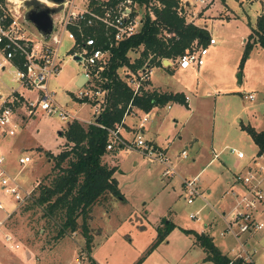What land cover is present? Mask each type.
I'll use <instances>...</instances> for the list:
<instances>
[{
	"label": "rangeland",
	"instance_id": "obj_1",
	"mask_svg": "<svg viewBox=\"0 0 264 264\" xmlns=\"http://www.w3.org/2000/svg\"><path fill=\"white\" fill-rule=\"evenodd\" d=\"M182 4L186 8L183 9L186 22L206 27L208 37L211 36L216 45L209 49L200 70L175 69L172 72L153 66L150 76L153 85L164 92L183 93L190 103L189 106L170 103L169 111L166 107L160 110V119L151 121L148 117L146 139L153 138L155 143L167 149L165 155L175 167L173 178L176 183L182 178L199 175L198 187L202 196L187 205L185 193L179 191L174 181L168 184L162 179L161 165L152 164L133 151L119 154L118 162L113 157L118 151L107 153L103 162L119 166L115 178L125 201L111 198L94 207V215L93 209L88 222L92 242L87 248L80 231L55 242L54 234L42 233L43 223L39 222L38 215L20 212L27 201L17 204L0 188L3 206L0 222L11 214L0 229V264H213L204 262L205 253L194 245L192 232L195 231L198 234L205 231L227 257H233L241 243L252 254L254 264H264V228L253 234H241L237 240L230 234L221 236L225 224L218 215L222 212L219 208L222 204L227 214L236 202L230 192L238 193L241 186L233 174L245 175L257 169L251 166L250 160L258 149L242 126L264 131V49L254 47L242 67L241 59L243 39H247L250 27L264 13V0H226L225 4L219 0H204L203 4L199 0H182ZM224 6L231 16L229 21L223 18ZM29 30L34 33L31 27ZM71 46L67 39L62 41V71L57 81H50L49 89L54 91V100L59 107L72 113L77 111L83 120H91V106L84 104L79 110L80 106L74 100L79 91L76 81L83 68L70 57ZM140 53L141 49L130 53V61L134 62ZM5 67L0 71L1 99L19 86L14 81L13 69L7 64ZM129 72L123 68L118 74L126 82L127 78H132ZM248 95L253 99H248ZM33 98L34 94H30L29 99ZM66 125L57 113L48 115L39 111L36 117L21 124L15 137L0 139V148H3L0 155L5 158L3 169L24 193H30L51 171L54 164L46 152L54 155L64 150V138L58 133ZM140 132L147 141L143 130ZM195 138L196 144L190 146ZM185 147H188L187 159L183 160L180 154ZM212 150L216 154L213 155ZM232 150L242 152L245 159L238 160ZM215 155L216 159L213 158ZM24 156L30 157L31 161L20 166L18 160ZM261 163L264 166V162ZM261 175L264 192V172ZM216 178L219 184L213 187L215 192L207 200L206 190ZM190 214H196L197 219H190ZM163 218L176 226L166 240L148 254ZM259 221L264 223V213ZM185 231L191 232L190 235ZM4 235H11L19 249H10L3 240Z\"/></svg>",
	"mask_w": 264,
	"mask_h": 264
},
{
	"label": "built area",
	"instance_id": "obj_2",
	"mask_svg": "<svg viewBox=\"0 0 264 264\" xmlns=\"http://www.w3.org/2000/svg\"><path fill=\"white\" fill-rule=\"evenodd\" d=\"M25 1L0 0V57L2 58L0 71H4L7 64L13 69L14 81L19 84L16 89L10 90L5 99H1L0 96V139L15 137L21 124L26 119L36 117L39 111L47 112L48 115L57 113L60 120L66 124L73 121L80 124H94L106 101L107 91L102 88L105 81L102 74L108 65L111 50L120 42L137 35L145 17L148 15L150 19L154 18L151 7L160 8L159 2L154 0L150 7H146L140 6L135 0H63L60 4L39 0L44 5V10H56V13L51 15V32L43 35L25 18L27 13V10L23 9ZM199 2L203 4L204 0ZM183 9H186L185 4L183 6L182 0H178L177 13L180 17H185ZM29 27L34 33H31ZM166 37L170 35L166 34ZM64 39L72 43L70 57L83 68L81 76L84 83L78 88L74 100L91 106L92 119L88 122H83L71 112L59 107L54 100V92L49 89L50 81L57 78L62 71L60 46ZM215 44L216 41L211 37L207 39L206 44L195 42L182 55L172 60L163 59L161 65L156 67L163 70L166 68L163 62L168 61L173 69L187 70L192 67L200 69L205 64L208 49ZM152 68L153 66L146 62L137 73L129 72L132 78H127L126 84L132 89L134 96H140L142 91H148L147 82L150 80ZM25 93L28 95L26 96ZM30 94H34L32 100L29 99ZM247 98L252 100L253 96L248 95ZM132 108L134 107L128 106L124 118L132 114ZM147 121L146 116L142 118L138 131L130 142L120 135L118 127L107 130L106 152H137L152 164L161 165L163 178H173L176 175L173 163L162 149L149 144L141 135L140 131L144 129ZM232 153L238 160L245 159L242 152L232 150ZM180 157L183 160L187 159L186 151H182ZM4 161L5 158L0 155V188L11 195L17 204L28 201L37 187L36 184L30 193L21 191L4 171ZM30 161V157L24 156L19 158L18 163L24 166ZM261 162H264V152L260 155L256 154L250 160L251 166L257 168L254 173L235 175V181L241 188L238 193L233 190L230 192L236 200L231 210L227 214L225 211L218 214L225 224L221 236L230 234L237 240L241 234H253L264 228V223L259 221L260 215L264 213V192L260 178L264 166ZM198 183L199 175L182 180L187 205H192L202 196ZM0 210H3L2 204ZM10 215L8 214L5 220L0 222V229ZM189 218L197 219V215L190 214ZM3 240L10 249H19V245L15 244L11 235H4ZM252 252L255 253L256 250ZM251 255L240 243L239 251L233 257H228L229 264L236 261L254 264Z\"/></svg>",
	"mask_w": 264,
	"mask_h": 264
},
{
	"label": "trees",
	"instance_id": "obj_3",
	"mask_svg": "<svg viewBox=\"0 0 264 264\" xmlns=\"http://www.w3.org/2000/svg\"><path fill=\"white\" fill-rule=\"evenodd\" d=\"M140 6L150 7L154 0H135ZM160 8L151 7L154 18L148 15L140 32L132 38L120 42L110 52L108 65L102 77V88L107 91L102 111L96 116L94 124L83 126L77 121L69 123L59 132L65 139L64 150L54 156L46 152L53 162L51 171L36 184L30 199L21 207L22 214L34 213L42 222V233L54 234L55 242L63 240L77 231L86 240L90 248L92 237L88 222L94 207L101 206L111 198L125 201L119 190L115 173L118 167H111L103 162L107 155L108 131L122 124L128 106L150 112L155 107L169 103L185 104L182 94L142 91L134 96L132 89L119 76V70L126 68L137 73L148 62L159 67L163 59H175L193 43L206 44L208 34L202 28L187 23L185 17L177 13L178 0H157ZM225 4L226 0H219ZM244 44L241 67L254 47L264 49V13L256 20ZM170 35V37H166ZM141 49L140 56L131 62L129 54ZM149 84V82H147ZM83 104L85 102H79ZM258 151L264 152V131H256L251 126H242ZM156 228V238L148 251L154 250L166 240L175 225L166 219L161 220ZM188 235L191 232L185 231ZM194 245L205 253L204 262L229 264L230 260L214 245L207 234L192 232ZM94 264V262H92ZM233 264H248L236 261Z\"/></svg>",
	"mask_w": 264,
	"mask_h": 264
},
{
	"label": "crops",
	"instance_id": "obj_4",
	"mask_svg": "<svg viewBox=\"0 0 264 264\" xmlns=\"http://www.w3.org/2000/svg\"><path fill=\"white\" fill-rule=\"evenodd\" d=\"M222 11H223V18L224 19H226V20H230L231 19V16L228 14V10H227V8L224 6V9H222ZM262 14V13H261ZM260 14V15H261ZM259 15V16H260ZM235 16V15H234ZM258 16V17H259ZM220 17H222V16H220ZM235 17H237L238 18V16H235ZM256 23V22H255ZM194 25H196V24H194ZM255 25V24H254ZM197 26V25H196ZM199 28H202V29H206V27H201V26H198ZM205 31H207V29L205 30ZM208 32V31H207ZM206 32V33H207ZM250 32H251V30H250ZM250 34V33H249ZM211 37V36H210ZM209 38V37H208ZM212 38V37H211ZM243 42H246V39H243ZM245 44V43H244ZM216 45V44H215ZM214 45V46H215ZM213 47V46H212ZM211 48V47H210ZM209 48V49H210ZM209 49H208V54H209ZM208 54H207V56H208ZM163 65L164 66H166V68L164 69V70H169V71H175V69H173V68H171L170 67V65L167 63V62H163ZM205 65V64H204ZM157 68V67H156ZM170 69H172V70H170ZM189 69H194V70H200V69H198V68H189ZM189 69H187V70H189ZM187 70H182V71H187ZM58 77H60V75L58 76ZM58 77L57 78H55V79H53V80H56L57 81V79H58ZM80 78H81V74H80V76H79V78H78V80L76 81V85L78 84V82L80 81ZM148 91H156V92H158V93H171V94H182L183 96H184V98H185V104H182V105H186V106H189V103H190V99H189V97L187 96V95H185V94H183V93H180V92H176V91H171V90H169V91H167V92H164V91H161V90H159V87L157 88L156 86H154L153 85V83H152V81H151V78H150V80H149V84H148V89H147ZM52 92H54V91H52ZM25 95L27 96L28 94L27 93H25ZM186 98H187V101H186ZM172 104H175V105H180V106H182L181 104H178V103H172ZM78 106H80L79 107V110L81 109V106L82 105H84V104H80V103H78L77 104ZM168 106L170 107L171 105H170V103L169 104H167V105H165V106H163V107H155V108H153L150 112H148V113H145V112H143L142 110H140V109H138V108H132L131 109V112H132V114L131 115H128V116H126L124 119H123V121H122V124L120 125V126H118V130H119V133H120V135L125 139V140H127V141H132L133 140V138H134V136H135V134L137 133V131H138V127H139V125L141 124V121H142V118L143 117H147V119L149 120V118L148 117H150L151 118V121L152 120H154V119H160L161 118V114L159 113L160 112V110H162L163 108H165L166 107V109H168V111L171 109V107L170 108H168ZM76 112L77 111H74L72 114H74L75 116H77L80 120H82L83 122H88V121H90L89 119L90 118H85V120H83V118H81L80 116H78L77 114H76ZM148 122V121H147ZM146 122V123H147ZM146 123L144 124V129H143V133H144V137H145V139H146V135H148V133H149V131L146 129ZM67 126V125H66ZM66 128V127H65ZM63 131V130H62ZM59 134V133H58ZM4 139H6V138H3L2 140H4ZM147 140V139H146ZM147 141H149L150 142V144L151 145H153V146H155V147H158V148H160V149H162L163 151H164V153L166 154V151H167V149L165 148V147H161L160 145H158L157 143H155V141H154V139L153 138H150V140H147ZM64 142H65V139H64ZM196 142H197V139L195 138V139H192V141H191V143H190V146H193V145H195L196 144ZM3 148L1 147L0 148V151L2 150ZM188 150V147H185V149L184 150H182V151H187ZM181 151V152H182ZM21 152H23V150H21ZM59 153V151L57 152V154ZM121 153H123V152H119L118 151V153H116L115 154V156H113V157H115V159H117V162H118V155L119 154H121ZM135 153H137V152H135ZM212 153H213V155L214 154H216L215 153V151H213L212 150ZM57 154H54V155H57ZM140 155V154H139ZM107 157V155H105V157L103 158V161H105L104 159ZM181 158V157H180ZM214 159H216L215 158V156L213 157ZM182 159V158H181ZM170 160V159H169ZM244 160V159H243ZM212 161V160H211ZM211 161H209L208 162V164L207 165H209L210 164V162ZM106 162H107V160H106ZM116 162V163H117ZM105 163V162H104ZM109 163V162H108ZM108 163H107V165H108ZM109 166H110V163H109ZM111 167H119L118 165H115V164H113ZM119 169V168H118ZM262 174V173H261ZM260 174V178H261V175ZM234 176L236 175V174H233ZM162 179H164V180H167V183L168 184H170V183H172L173 181H174V184H176V186L177 187H179V191L181 192H183V188H182V180L183 179H185V178H182V179H180V181H178V183H176V181H175V179L174 178H169V179H167V178H163L162 177ZM261 181H262V178H261ZM262 183H263V181H262ZM37 184V183H36ZM219 183H218V181H217V178L216 179H214V181H213V183H212V185L211 186H209L208 188H207V190H206V199L208 200V198H209V200L211 199L210 197L214 194V192L215 191H213V187L215 186V185H218ZM233 185H234V183L232 184V187H233ZM237 186V185H236ZM238 191H239V189H238ZM216 196V195H215ZM214 196V197H215ZM224 199V198H223ZM222 199V200H223ZM220 203V202H219ZM219 203H217L218 205H219ZM208 204V203H207ZM225 205H221L219 208H220V210L223 212V211H225V207H224ZM94 211H95V209L93 210V215H94ZM92 214H91V217H92ZM164 219V218H163ZM162 219V220H163ZM166 219V218H165ZM167 221H168V219H166ZM171 223H173L171 220H169ZM160 223H161V221H160ZM158 224V226H161V224ZM174 224V223H173ZM175 225V224H174ZM157 226V227H158ZM176 226V225H175ZM205 228H206V226H205ZM196 232V231H195ZM198 233V232H197ZM201 234H205V231H202V233ZM156 238V237H155Z\"/></svg>",
	"mask_w": 264,
	"mask_h": 264
},
{
	"label": "water",
	"instance_id": "obj_5",
	"mask_svg": "<svg viewBox=\"0 0 264 264\" xmlns=\"http://www.w3.org/2000/svg\"><path fill=\"white\" fill-rule=\"evenodd\" d=\"M54 4H60L63 0H48ZM55 9H45L42 12H32L27 11L25 18L31 22L37 30H39L43 35H48L52 30V19L51 15L55 14ZM168 64L169 62L166 61ZM84 83V79L81 76L80 81L77 84V87H81Z\"/></svg>",
	"mask_w": 264,
	"mask_h": 264
},
{
	"label": "flooded vegetation",
	"instance_id": "obj_6",
	"mask_svg": "<svg viewBox=\"0 0 264 264\" xmlns=\"http://www.w3.org/2000/svg\"><path fill=\"white\" fill-rule=\"evenodd\" d=\"M24 7L27 11L32 12H42L44 11V5H42L39 0H26Z\"/></svg>",
	"mask_w": 264,
	"mask_h": 264
},
{
	"label": "bare ground",
	"instance_id": "obj_7",
	"mask_svg": "<svg viewBox=\"0 0 264 264\" xmlns=\"http://www.w3.org/2000/svg\"><path fill=\"white\" fill-rule=\"evenodd\" d=\"M42 2H44V0H41Z\"/></svg>",
	"mask_w": 264,
	"mask_h": 264
}]
</instances>
